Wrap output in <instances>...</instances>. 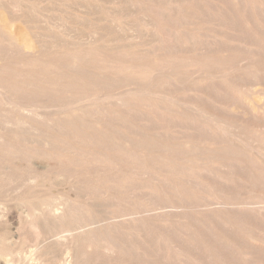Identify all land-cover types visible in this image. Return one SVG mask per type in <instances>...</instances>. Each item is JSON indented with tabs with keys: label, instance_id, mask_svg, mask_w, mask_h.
<instances>
[{
	"label": "rangeland",
	"instance_id": "rangeland-1",
	"mask_svg": "<svg viewBox=\"0 0 264 264\" xmlns=\"http://www.w3.org/2000/svg\"><path fill=\"white\" fill-rule=\"evenodd\" d=\"M4 26L30 46L11 44ZM0 27V60L6 56L10 66L38 54L34 65L42 66L43 59L59 61L62 67L51 71L64 79L80 64L102 77H120L111 85L91 87V94L84 91L92 99L84 92L54 91L37 100L60 108L65 104L67 111L81 109L75 116L78 125L110 130L103 133L108 139L102 148L93 141L103 132L96 126L79 132L71 128L73 134L68 124L49 126L46 130L57 142L44 147L38 139V147L48 152L51 147L72 149L71 143L78 150L72 149L78 155L71 151L59 157L38 154V165L48 164L42 168L46 174L37 189L39 197L52 203L69 198V227L97 219L92 231L72 241L77 243L73 249L85 250H75L77 260L70 256L68 264H76L80 253L83 258L77 264H264V0H0ZM77 55L86 57L80 60ZM241 58L242 67L235 64ZM40 78L34 81L47 79ZM132 80L135 85L128 86ZM130 87L150 94L120 104L118 94ZM79 95L89 99H81L80 105L79 100L78 108L71 102ZM0 115L3 121L14 116L9 126L29 137L28 128L14 124L16 118H26L21 111L1 105ZM123 136L136 142L152 136L156 145L167 142L178 148L140 149ZM117 140L125 141L123 151ZM188 141L198 149L186 154L179 147ZM227 146L237 151L220 156L211 151ZM15 210L12 217L3 212L10 229L36 236L23 222L21 207ZM38 222L42 231L47 222Z\"/></svg>",
	"mask_w": 264,
	"mask_h": 264
},
{
	"label": "bare ground",
	"instance_id": "bare-ground-1",
	"mask_svg": "<svg viewBox=\"0 0 264 264\" xmlns=\"http://www.w3.org/2000/svg\"><path fill=\"white\" fill-rule=\"evenodd\" d=\"M21 2L22 1H20V3ZM21 8H22V6H21ZM17 11H19V9ZM5 28L6 27L4 26V28H2V29L5 30V33L4 34H7L6 36H9V41L11 39V41H10L11 44L13 43V44H15V46L17 45V47L18 46H21V48H22V46L25 48V45L26 44L29 45L28 44L29 41H26L25 42V40L22 39V42H25V43L22 44L21 43V40H19L20 37H17L15 35H12L11 33L8 32V30H6L7 28L6 29ZM4 30H2V31H4ZM46 37H47V35H46ZM22 38H23V36H22ZM198 42H200V41H198ZM55 44H57V43H55ZM178 44H179V42H178ZM26 47H28V46H26ZM24 48H22V49H24ZM6 49H8V48H6ZM28 49H29V47H28ZM32 51H34V50H32ZM32 51H30V52L32 53ZM87 51H89V50H87ZM26 52H29V51H26ZM34 52H38V50L37 51L35 50ZM34 52H33V54H34ZM76 53H79V52H76ZM89 54H90V52H89ZM35 55H36V53H35ZM36 56H33V57L36 59ZM77 56H78V59L81 60V58L84 55L82 57L79 56V55H77ZM5 57L2 56L1 57V60L2 61L0 60L1 61L0 62V104L2 106H5V108H7V110H16V111L18 110V112L21 111L22 114L25 115L26 118H24V116L23 117L21 116L22 119L19 120V118H16L17 121L15 120L16 122L14 123V120H13V123L16 124V125H18V126H23L25 128H28L27 131H28L29 137L28 138L25 137L27 135L26 134L27 132L25 133V131H19L20 129L18 131H14V129L9 126V124H12V119L11 118L12 117L14 118V116H12L11 118H10L11 115L8 116V117L6 116L7 118L6 117H3L4 118V121H3V119L0 118L2 120V122H4V124H2V125L3 126L5 125L6 128L8 127V131L7 130L4 131V132L3 131H0V264H15V262L17 260H19V259L22 260L23 262L25 261V264L27 263V261H28L27 264H35V263L32 262V261L35 262V260H37V262H38V260L43 261L44 264H68L67 260H69L70 256H71V258H72V256H75V259L77 260V255H76L78 253V252H76L77 250H82V253H83V250H85V248L83 249V248H81V246H80V249H79V247H78V249H76L77 247H75L73 249V247L76 246L77 243L76 244L75 243H72V241L74 239H76V238H78V239L79 238H82L83 235L86 234V232L92 231L91 230L92 224L97 223V219H93V220H89V221H82L81 220V221H79V223L76 226L69 227L68 226V222H67L68 221L67 220L68 219L67 217L69 216L68 215L69 209L71 208V205H72L71 202H70V200H69V198H66L64 196L63 197H59V199H60L59 201L56 200L57 201L56 203H52V202H49V201L45 200L44 197H39V194H38V190L37 189H38V186H40V184H41L40 182L43 179L42 178L43 175L46 174L45 173L46 170H43V169H46L47 168L46 165H48V164H46V165L39 164L38 165L37 160H36V157L38 156V154H41V155L44 154V155H48V156L49 155L54 156V154H55V155H57V157H59V156H65L67 153H69V152L72 151L73 144L71 143L72 146L71 145L70 146H71L72 149L69 148L70 150L68 148L67 149L65 148V149H62V150L55 151L51 147V151L50 152H48L46 149L45 150L41 149L40 147H38V145H39L40 139L42 140L41 142H43L44 147L46 145L48 146L50 144H53L54 141H56V139L52 137L51 133L48 130H46V128L49 127V126H54V125L68 126L69 125L70 129L73 128V129H76V132L77 131L79 132V131H83V128H86V129H88L87 127H92L93 128V126H96L97 127V125H95V124L94 125H92V124L90 125L89 124L90 122L88 123L89 125H85V122L84 121H83L84 122L83 124H82V122L80 123V125L82 124L81 126L78 125L77 123H79V121H78V118L77 117H79L78 115L81 112H83V110H82L79 113V111L81 109H79V110L77 109L78 111H76L75 110L76 108L71 107V109L72 110H75L76 112L75 111L73 112L72 110L67 111V109H69V108L66 109L64 103H63L64 104L63 108H60L61 105L60 106H57V104L55 102H51V103L46 102V104H44V101H46V100H44L43 101V104L41 105L42 102L39 104L40 101L38 102L37 100H38V97L40 95H44V94H47L48 95L49 93H53L54 91H56V93L57 92L60 93L61 95H63V94L65 95L66 93L72 92V91H74L75 94H77V93L78 94L79 93L80 94H83V92L84 91H87V90H88L87 92H90L91 89L95 91L96 87L98 88L99 85L103 87L105 85L106 86L109 85L111 82L114 83V81H116L115 78H117V77H116L115 74H113L115 78L113 76H111V77L110 76L109 77L99 76V74L97 75L96 70H93L94 68L92 69L90 67L84 66L83 64H80L78 66L79 68L76 70V72L74 74H71V78H68V79L65 78V79H67V80H65L64 77H61V75L55 76V73H53V71H51V68L52 67H59V66L62 67L63 64L61 65L59 61H52V60H45L44 61V59H43L44 62L40 60L41 63H43V65L42 66L41 65L39 66V64H38V66H36V64L34 65L32 63V61H34V58L33 59L30 58L31 60L28 58L27 61L20 60V61H16L15 64L13 62V65L10 66L9 63L6 61V58ZM85 57L86 56H84V58ZM75 60L77 61V59H75ZM241 60H242V58L241 59H238L237 61H235L236 62L235 64L242 67V65H243L244 62L241 63ZM243 60H244V58H243ZM38 61H39V59H38ZM93 62H94V59H93ZM18 64L20 66L22 65L23 67L25 66L27 68H25V70H23V69L20 68L21 69L20 70L19 67H18L19 66ZM69 64H70V60H69ZM76 65H78V64H76ZM14 66L15 67L17 66L18 70L16 68H14ZM127 66L126 67H123V69L124 68H128ZM116 69L118 71L120 68L117 67V68H115V70ZM143 69H145V68H143ZM123 71L124 70H122V72ZM147 71H149V70H147ZM135 72H138V70H133V74H135ZM140 73L142 74L141 71H140ZM139 74H137V75L139 76ZM42 76H43V78L45 76V78H47V79H45L44 81H40V83L34 81V79L37 80L38 78L40 80L41 79L40 77H42ZM78 78H81L82 79L81 82H79L80 80ZM119 78L120 77H118L117 80ZM77 80H78V82H77ZM128 80H129V78L126 80L127 82L125 81L126 84L128 83ZM120 81H123V80H120ZM52 82H54V83H52ZM132 83L134 84L135 81L130 82L128 86H130ZM50 84L51 85L54 84V85L51 86ZM93 86L95 87V89L94 88H91ZM130 88H131V90L128 91ZM130 88L127 89V90H125L127 92H123V93L118 94L119 96H117V101L120 104L125 105V104H127V101H129L130 103H132L133 102L132 99L135 100L133 97L137 96V98H138V95H141V94H148L149 95L150 94V93H148L150 90H147V91L144 90V89L143 90L142 89L140 90L139 88H136V87H130ZM21 90L23 91V100L19 96V94L22 93ZM19 91H20V93H19ZM97 91H98V89H97ZM91 92H90V94H91ZM94 94H97V95L100 96L99 93H94ZM94 94H92V95H94ZM85 95L88 96V94H86V93H85ZM89 96H90V99H92L93 96L92 97H91V95H89ZM88 97L80 96V97L77 98L78 100L76 99L77 101L75 100V102L73 101L71 103L73 105H75V107H77L78 106V103L77 102H79V100H80V102H79V105H80V103L82 102L81 99L84 101V99L85 98H88ZM141 97H144V95L143 96L141 95ZM129 98H131V100H129ZM139 99H141L140 96H139ZM143 99H145V97L142 98V100ZM41 100H42V98H41ZM129 102H128V104H129ZM70 104H68V105H70ZM68 105H67V107H68ZM86 105H88V104H86ZM143 106H144V104H143ZM254 106H255V104L252 103L251 104V107H253V111H254ZM78 108H79V106H78ZM165 109H166V107H165ZM7 115H9V114H7ZM76 115H77V117H75ZM116 115H114V116H116ZM3 116H5V115H3ZM32 119L36 121V124H34V121L32 122ZM76 119H77L78 122L76 121ZM82 120H80V121H82ZM1 123H0V126H2ZM96 127H94V129ZM80 128H81V130H80ZM97 128L99 129L100 126H98ZM66 129H68V128H66ZM89 129H88V131H89ZM105 129L102 130L103 132L100 131L101 128L99 129V131L102 132V134L97 133V135L99 134V136H98L99 141H96V140L93 139V141L95 142V144L96 143H99L100 144V147L101 148H102V146L105 145L106 140L108 139L107 138V135L106 134H103L105 132ZM106 130H109V128H107ZM73 131L74 130H72V132H70V133L73 134ZM111 131H113V129ZM29 132H30V134H29ZM93 132L95 133V131H93ZM115 132H117V131H115ZM65 133H68V130ZM94 133L92 134L93 136L95 135ZM86 134L87 133L82 134L83 137L84 136L86 137ZM110 134L112 135V133H110ZM58 137L59 136H57V138ZM76 137H77V134H76ZM78 137H80L79 136V133H78ZM92 137H91V141H92ZM150 137L148 136V138H150V139H148V138L147 139H144L143 138L144 140L138 139L137 142H136V140L135 141L134 140L132 141L129 138H128L129 139V141H128V139L126 137H124V138L126 139V141L132 143V145L134 147L136 146V147H139L140 149L141 148H149V146L150 147L152 146L154 150H157V147L158 148H163L165 150H167V149H171L172 150V149L175 148V146H177V148H178V145H176V144H175V146L174 145L168 146L167 145V142L166 143L165 142L164 143H160V144L156 145L157 143H153L154 140H152L153 139L152 136H150ZM35 138H36V140H35ZM109 138L111 139V137H109ZM38 139H39V141H38ZM79 139L80 138H78L77 140H79ZM88 139H89V137H88ZM88 139H87V141H88ZM121 139H122V137H121ZM111 141L114 142V140H112V139H111ZM155 141H157V139ZM94 142H92V143L94 144ZM103 142H104V145H102ZM109 142H110V140H109ZM124 142L125 141H122V140L119 141V140H117V143H116L120 147V149H122V151H123V148H124L123 147ZM41 144L42 143H40V146H41ZM68 144H69V142H68ZM75 145H77V144H75ZM118 146L116 147L114 145V148L115 147L118 148ZM81 147L82 146H78L79 150H81ZM104 147H106V145ZM101 148H100V150H101ZM179 148H180V150L182 152H185L186 154H187V152L188 153L189 152L191 153L192 150L194 151V150H197L198 149V148H196V145L195 144L190 143L189 141L187 143L181 144ZM88 149H86V151ZM153 149H151V150L154 151ZM235 149L232 146H227V147H224L222 149H216L215 151L214 150H211V151L215 152L214 156H220L219 154H222L223 151H228V152H230V151H232V152L237 151V149L236 150ZM74 150L75 149H73V151ZM75 151L78 152V150H75ZM81 151H82V153H81ZM81 151H79L80 152L79 155H81V154H83L85 152L83 149ZM77 152H73V153H76L77 154ZM97 152H99V151H97ZM203 152H205V150ZM209 152H210V150H206V153H209ZM85 153H87V152H85ZM85 153L83 155L86 157V154ZM96 154L97 153H94V155H95L94 157H96ZM263 155H264V153H263ZM97 157L99 158V156H97ZM82 159H83V157H82ZM99 159H101V158H99ZM96 160H98V159L96 158ZM20 161H24L23 163H25V164H22V162H20ZM67 162H69V161H67ZM49 163H51V162H49ZM40 168L41 169L43 168V169L40 170ZM60 175H63V173H61ZM62 181H64V179H62ZM46 185H48V184H46ZM7 186H9V187L6 188ZM251 202H254V203L256 202L257 203L258 201H251ZM60 204H64V207H65L64 212L63 211H61V212L58 211V209L60 210L61 207L64 209L63 205H60ZM204 204H202V205H204ZM209 204L210 203L205 204V205L209 206ZM22 206H24V207H22ZM78 206H80V205H78ZM81 206H80V208H81ZM16 207H18V208L21 207V211H23L24 214H25V219H24L23 222H25V225H27L28 226V229L31 230L30 232H35L36 236L30 237L29 234H28L29 231H28V233H23L25 231L22 232L21 231V228H17L15 230L14 229L12 230V229H10L9 225H7V224H9V223H7L8 221L5 220V219H7L6 218L7 215L5 213H3V212H7V210H8L7 214H9L10 217H12V214H14V212L16 211L15 210ZM158 207H160V206H158ZM71 209H73V208H71ZM157 209H159V208H156V210ZM3 210H6V211H3ZM154 210L155 209H153V211ZM4 214L6 215L5 217H4ZM51 216H53V217H51ZM118 217L119 216H117V218ZM39 218L40 219L43 218L45 220V222H47V226L42 231L41 230L40 231L38 230L39 223H40V222H38L39 221ZM55 222H56V226H55ZM122 223H123V221H122ZM130 223H132V222H130ZM32 240H36V242L35 243L34 242H31ZM74 242H75V240H74ZM92 244L93 243H90L89 245L92 247ZM78 245H80V244H78ZM83 245L85 247L86 243H83ZM26 249H29V250L27 251ZM98 250H99V247H98ZM25 251L31 253L30 256H29V253H26ZM78 255H80V257L78 256V259L81 260L83 258V257H81L83 254L81 255V253H80ZM75 259L73 260L74 262H75ZM29 260H30V262H29ZM80 260H78V262ZM18 262L19 261H17V263ZM20 264H22V262ZM71 264H73V263H71Z\"/></svg>",
	"mask_w": 264,
	"mask_h": 264
}]
</instances>
